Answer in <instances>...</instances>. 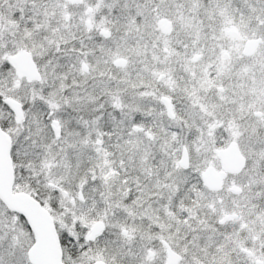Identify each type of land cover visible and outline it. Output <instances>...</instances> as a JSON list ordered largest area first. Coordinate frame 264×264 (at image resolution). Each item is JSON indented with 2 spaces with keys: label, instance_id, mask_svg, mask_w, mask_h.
Here are the masks:
<instances>
[{
  "label": "snow or ice",
  "instance_id": "1",
  "mask_svg": "<svg viewBox=\"0 0 264 264\" xmlns=\"http://www.w3.org/2000/svg\"><path fill=\"white\" fill-rule=\"evenodd\" d=\"M0 264H264V0H0Z\"/></svg>",
  "mask_w": 264,
  "mask_h": 264
}]
</instances>
